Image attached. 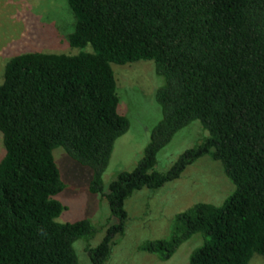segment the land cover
Instances as JSON below:
<instances>
[{"label": "trees", "instance_id": "obj_1", "mask_svg": "<svg viewBox=\"0 0 264 264\" xmlns=\"http://www.w3.org/2000/svg\"><path fill=\"white\" fill-rule=\"evenodd\" d=\"M64 1L73 14L64 34L79 50L16 53L0 83V264H81L80 238L91 264L109 263L123 246L134 192L181 180L205 156L221 162L234 191L221 204L199 201L175 212L170 235L145 240L138 251L168 261L196 241L190 264L264 257V0ZM142 61L163 77L155 93L162 117L137 165L105 191L115 141L131 125L119 111L113 63ZM197 120L206 137L157 169L159 152ZM57 147L91 169L90 192L109 203L106 234L95 246L90 219L57 220L65 205L56 196L66 187Z\"/></svg>", "mask_w": 264, "mask_h": 264}, {"label": "rangeland", "instance_id": "obj_2", "mask_svg": "<svg viewBox=\"0 0 264 264\" xmlns=\"http://www.w3.org/2000/svg\"><path fill=\"white\" fill-rule=\"evenodd\" d=\"M72 21L73 14L64 0H0V83L7 60L16 53L35 50L76 53L79 48H71L64 34ZM123 66L113 63L120 95L119 111L129 117L131 125L115 141L103 175L105 191L120 172L132 170L137 165L150 141L153 127L162 117L155 93L164 80L157 75L155 63L142 61L134 66ZM199 124L200 121H194L175 134L159 152L157 169L167 170L180 153L206 137L207 132L202 131ZM54 156L66 183L65 189L56 196L65 205L57 220L90 219L98 228L97 234L90 239L95 246L106 234V228L100 229L111 212L109 203L102 193L90 192L92 175L88 166L73 159L63 147H57ZM234 189L221 162L205 156L189 166L181 180L166 183L157 190L135 191L126 202L130 226L127 225L123 246L118 245L112 260L105 264H190L188 256L196 241L187 246L190 241H186L170 260L162 262L155 255L139 252L138 246L148 239L169 236L173 217L178 211L199 201L221 204ZM85 242V238L77 239L74 247L81 264H91L88 252L83 251ZM250 264H264V257L257 256Z\"/></svg>", "mask_w": 264, "mask_h": 264}]
</instances>
